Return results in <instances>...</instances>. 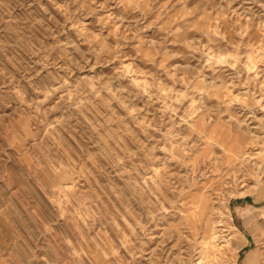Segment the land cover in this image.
<instances>
[{
	"label": "rangeland",
	"instance_id": "rangeland-1",
	"mask_svg": "<svg viewBox=\"0 0 264 264\" xmlns=\"http://www.w3.org/2000/svg\"><path fill=\"white\" fill-rule=\"evenodd\" d=\"M0 264H264V0H0Z\"/></svg>",
	"mask_w": 264,
	"mask_h": 264
},
{
	"label": "bare ground",
	"instance_id": "bare-ground-1",
	"mask_svg": "<svg viewBox=\"0 0 264 264\" xmlns=\"http://www.w3.org/2000/svg\"><path fill=\"white\" fill-rule=\"evenodd\" d=\"M234 248H235V246H234ZM250 259H252V257H251V256H249V257H248V260H250Z\"/></svg>",
	"mask_w": 264,
	"mask_h": 264
}]
</instances>
